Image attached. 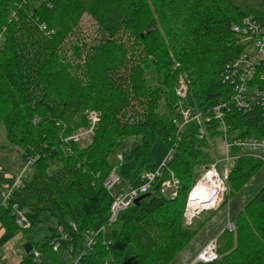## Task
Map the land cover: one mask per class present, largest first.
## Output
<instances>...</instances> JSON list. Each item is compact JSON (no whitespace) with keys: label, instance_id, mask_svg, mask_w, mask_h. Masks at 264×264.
<instances>
[{"label":"trees","instance_id":"1","mask_svg":"<svg viewBox=\"0 0 264 264\" xmlns=\"http://www.w3.org/2000/svg\"><path fill=\"white\" fill-rule=\"evenodd\" d=\"M86 15L101 34L93 45L73 40ZM246 17L264 28V4L243 9L233 0H48L32 9L29 1L0 0V127L25 160L37 158L8 204H0L4 227L22 232L34 246L19 264H176L191 248L205 224L185 226L188 195L203 167L215 161L222 136L213 110L229 102L230 139L264 137V107L236 108L223 77L226 65L246 50L233 30ZM152 65L161 80L156 87L149 81ZM187 73L192 80H186L183 104L202 115V139L196 122L179 133L174 119L159 112L163 100L169 112L176 104L179 109L176 87ZM253 85L264 91V61ZM90 111L99 113L91 141L83 146L67 141L88 126ZM136 136L141 141L132 181L149 172L157 139L174 155L151 197L113 226L118 241L112 254L106 243L111 234L101 231L109 226L113 202L105 187L114 170L110 156L121 139ZM170 172L180 180L176 198L162 192ZM227 184L232 194L245 192L247 185L259 187L233 217L236 230L225 229L217 238L220 259L195 264H264V162L241 157ZM15 205L28 227L16 225ZM46 214L56 226L37 241L30 233L47 226ZM91 233L95 244L87 247ZM130 246L135 256L123 261Z\"/></svg>","mask_w":264,"mask_h":264},{"label":"built area","instance_id":"2","mask_svg":"<svg viewBox=\"0 0 264 264\" xmlns=\"http://www.w3.org/2000/svg\"><path fill=\"white\" fill-rule=\"evenodd\" d=\"M23 1L30 2V0ZM47 1L43 0L42 3H47ZM233 30L242 38L241 43L246 46V50L238 58L226 65L223 77L233 89L230 101L239 110L249 112L256 105L264 107V91L253 85L258 67L264 61V28L255 18L246 17L241 24L235 25ZM3 31H0V47L4 41ZM187 92L188 87L185 83H182L177 89V94L180 97L185 98ZM179 109H181L182 115L185 118L184 123L180 126L175 122L179 133L184 132L189 124L196 122L200 127L199 137L201 139L204 138L206 131L203 125L202 115L193 114L190 109L185 107L183 102ZM230 110L228 101L220 103L213 110L212 120L220 122L219 131L222 134L220 138L222 141L221 158L202 169L199 179L188 195L184 211L185 226L188 228L195 224V219H198L204 211L217 210L221 207L224 196L228 192L227 182L229 176L238 159L246 156L264 162V137L251 136L230 139V128L225 122L226 112H230ZM88 120V126L75 132L67 141H73L77 144L90 142L98 126L99 113L96 111L88 112ZM236 149L237 152H235ZM173 155L174 150L171 149L164 163L155 172L149 171L144 173L142 179L145 184L138 189L130 188L123 192L116 191L112 193L121 182V176L116 169L109 174L105 182L106 189L113 196V202L109 212V226H115L121 215L135 206V201L139 197L150 192L152 186L163 176V173L167 169V164L172 160ZM36 159L30 158L26 160L25 168L19 175L12 190L9 193H3L4 202L1 205L6 206L8 204L13 190L20 185L23 179L28 177L27 172L31 170ZM179 188L180 180L175 177L173 172H170V178L162 184V192L171 198H176ZM14 215L18 227H28L25 213L20 211L16 205L14 206ZM234 227V225H229L228 230L232 231ZM101 231L106 232V227H103ZM94 244L95 233H91L87 238V247H92ZM107 245L109 246L108 243ZM219 259L218 243L217 241H213L197 255L195 262L212 263Z\"/></svg>","mask_w":264,"mask_h":264},{"label":"rangeland","instance_id":"3","mask_svg":"<svg viewBox=\"0 0 264 264\" xmlns=\"http://www.w3.org/2000/svg\"><path fill=\"white\" fill-rule=\"evenodd\" d=\"M42 1L43 0H30L32 9L37 8L42 3ZM233 2L243 9L254 8L264 4V0H233ZM100 36L101 34L98 31L96 23L90 16L86 15L84 16L80 28L78 30V37H74L73 40L75 41L79 38L82 41L88 43V45H93L96 39L100 38ZM139 49L142 50L143 48ZM149 73V81L153 82L151 85L153 87L158 86L161 80L155 65H152L149 68ZM186 80H192V77L189 73L182 74L179 77L176 90L182 83L186 84ZM178 97L180 98V100L178 99V103L179 101L181 103H185L186 97ZM175 106L176 109L174 111L169 112L167 110L165 101L163 100L159 112L168 113L169 116L174 119V122H176L177 125L180 126L184 123L185 118L182 115L181 109L177 108L178 104H176ZM140 141L141 136L121 139L116 148L114 149L113 153L111 154L110 163L112 164L113 168L119 172L121 176V182L116 186L112 193L116 191L123 192L124 190L130 188L138 189L145 184L141 174L135 180L132 181L135 169L138 165L135 156V149L140 143ZM83 145L84 143L81 144V146ZM221 146L222 141L221 139H218L216 141L215 161L221 158ZM169 153L170 148L168 147V145L162 140L157 139L154 142L152 148V155L154 160L147 166V169L151 172H155L161 166V164L164 163ZM25 165L26 160L23 158L22 152L20 151V149L10 145L7 142L6 130L3 126L0 127V204L4 202L3 193H9L12 190L13 184L16 183V181L18 180L19 175L25 168ZM51 172H55V168L51 169ZM30 173L31 170L27 172V176H29ZM258 187L259 186L257 185H247L244 189L245 192L241 194H232L228 186V192L224 196L221 207L217 210L204 211L198 219H195V224L192 226L194 229L199 228L202 224H205V227L202 230L201 234L192 243L191 248L180 256L176 264H195V255L200 250L205 249V247L210 242L217 241V238L223 232V230H228L229 225L235 226L233 217L239 214V212L244 208L249 198L251 199L253 194L257 191ZM225 200L226 203H224ZM44 220L47 222V226L38 225L30 233V236L37 241L42 240V238L45 236H50L51 230L49 229V227L56 226V221L51 218L48 214L44 215ZM235 230L236 226L230 232H234ZM106 232L108 234H111V236L107 238V243L109 244L110 252L112 254H115L117 251L118 234L114 232L113 226H107ZM235 240L236 238H234V243L236 242ZM135 253L136 251L134 247L130 246L125 251L122 260L128 261L132 259L135 256Z\"/></svg>","mask_w":264,"mask_h":264},{"label":"crops","instance_id":"4","mask_svg":"<svg viewBox=\"0 0 264 264\" xmlns=\"http://www.w3.org/2000/svg\"><path fill=\"white\" fill-rule=\"evenodd\" d=\"M26 242L22 232L8 231L0 221V264H19L26 256Z\"/></svg>","mask_w":264,"mask_h":264},{"label":"water","instance_id":"5","mask_svg":"<svg viewBox=\"0 0 264 264\" xmlns=\"http://www.w3.org/2000/svg\"><path fill=\"white\" fill-rule=\"evenodd\" d=\"M151 197V194H146V195H143L141 197H139L136 201H135V206H138L140 204L141 201L147 199V198H150ZM23 249L26 253V255H29L31 254L33 251H34V246L30 243V242H26L24 245H23Z\"/></svg>","mask_w":264,"mask_h":264}]
</instances>
